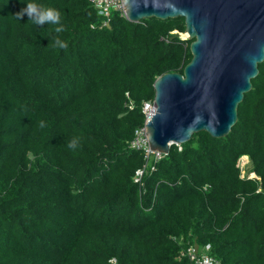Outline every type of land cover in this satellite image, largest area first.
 I'll return each mask as SVG.
<instances>
[{
  "label": "trees",
  "instance_id": "16d2710c",
  "mask_svg": "<svg viewBox=\"0 0 264 264\" xmlns=\"http://www.w3.org/2000/svg\"><path fill=\"white\" fill-rule=\"evenodd\" d=\"M29 2L65 30L17 19ZM102 22L89 0H0V264H264V61L226 136L146 156L130 143L192 58L185 20Z\"/></svg>",
  "mask_w": 264,
  "mask_h": 264
},
{
  "label": "water",
  "instance_id": "95a60500",
  "mask_svg": "<svg viewBox=\"0 0 264 264\" xmlns=\"http://www.w3.org/2000/svg\"><path fill=\"white\" fill-rule=\"evenodd\" d=\"M131 22L182 17L191 40L183 73L158 76L154 111L147 120L150 148L167 154L172 144L205 131L228 134L237 107L264 61V0H123Z\"/></svg>",
  "mask_w": 264,
  "mask_h": 264
},
{
  "label": "built area",
  "instance_id": "2783aa9c",
  "mask_svg": "<svg viewBox=\"0 0 264 264\" xmlns=\"http://www.w3.org/2000/svg\"><path fill=\"white\" fill-rule=\"evenodd\" d=\"M89 2L96 9L97 13L103 17V22H102L103 26L108 24L109 15L112 10L119 11L122 15L125 16V5L123 0H89ZM153 111H154L153 102L144 104L143 106V112L145 113L144 126L135 130L130 145L133 148L144 150L146 156H150L151 153H155V156L159 158L161 153L157 150L150 148L148 137L146 135L145 124L152 115ZM141 175H142V171H138L136 180H138L139 176ZM208 248L209 246H206V249ZM189 256L192 260V264H220V262L211 255H207V254L196 255L194 248H189ZM113 262H115V259H113Z\"/></svg>",
  "mask_w": 264,
  "mask_h": 264
},
{
  "label": "clouds",
  "instance_id": "9594fccd",
  "mask_svg": "<svg viewBox=\"0 0 264 264\" xmlns=\"http://www.w3.org/2000/svg\"><path fill=\"white\" fill-rule=\"evenodd\" d=\"M24 14H27L28 21H31L35 25H57V27H55L54 29L55 33L57 34L65 30L63 25H61L60 12L53 7L43 6L34 2H29L26 3L25 7H23L19 12L16 13L17 19L20 20ZM67 46V43L59 38V35L55 37L53 47L58 49H66ZM68 147L74 149L76 147V142H69Z\"/></svg>",
  "mask_w": 264,
  "mask_h": 264
},
{
  "label": "rangeland",
  "instance_id": "374dc122",
  "mask_svg": "<svg viewBox=\"0 0 264 264\" xmlns=\"http://www.w3.org/2000/svg\"><path fill=\"white\" fill-rule=\"evenodd\" d=\"M182 38L184 37H186V34L185 33H183L182 35ZM239 165H240V167H241V169H242V173H244V172H246L247 171V169L250 167V164H249V162H248V158H247V156H243V157H241L240 158V160H239ZM251 176H254V174L253 173H251L250 174Z\"/></svg>",
  "mask_w": 264,
  "mask_h": 264
},
{
  "label": "bare ground",
  "instance_id": "6f19581e",
  "mask_svg": "<svg viewBox=\"0 0 264 264\" xmlns=\"http://www.w3.org/2000/svg\"><path fill=\"white\" fill-rule=\"evenodd\" d=\"M245 157V156H244Z\"/></svg>",
  "mask_w": 264,
  "mask_h": 264
}]
</instances>
